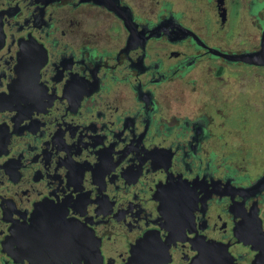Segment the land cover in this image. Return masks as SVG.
<instances>
[{"label":"flooded vegetation","instance_id":"flooded-vegetation-1","mask_svg":"<svg viewBox=\"0 0 264 264\" xmlns=\"http://www.w3.org/2000/svg\"><path fill=\"white\" fill-rule=\"evenodd\" d=\"M0 264H264V0H0Z\"/></svg>","mask_w":264,"mask_h":264}]
</instances>
